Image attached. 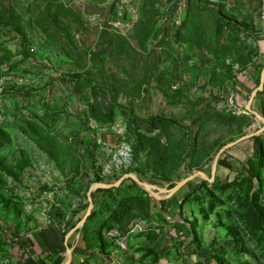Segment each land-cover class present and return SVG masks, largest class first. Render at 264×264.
Here are the masks:
<instances>
[{"label": "rangeland", "instance_id": "374dc122", "mask_svg": "<svg viewBox=\"0 0 264 264\" xmlns=\"http://www.w3.org/2000/svg\"><path fill=\"white\" fill-rule=\"evenodd\" d=\"M263 66L264 0H0V264H264V131L220 186L94 192L65 245L98 179L210 178L263 128Z\"/></svg>", "mask_w": 264, "mask_h": 264}, {"label": "water", "instance_id": "95a60500", "mask_svg": "<svg viewBox=\"0 0 264 264\" xmlns=\"http://www.w3.org/2000/svg\"><path fill=\"white\" fill-rule=\"evenodd\" d=\"M263 86H264V66L261 70L260 73V77H259V85L257 88H255L248 99L247 105L245 107V111L248 112L249 114H251L252 116H254L257 120H259L262 123L263 128L259 131H257L256 133L247 135L245 137H242L240 140H238L237 142H234L230 145H227L226 147H224L223 149H221L219 151V153L217 154L216 158L213 161L212 167H211V175L210 178L206 177L203 173H197L194 174L193 176L187 178L186 180L180 182L179 184H177L175 186V188H173L170 191L167 190H157L153 188L152 186L144 183L142 180L138 179L136 176L134 175H127L125 177H123L117 184H95L89 191L88 193V202H89V210L87 212V215L85 216V218L71 231L67 234L66 236V241H65V245L68 248V241L69 239L74 235V233H76V231H78L87 221V219L92 215L93 211H94V202H93V198H92V194L98 190H113L116 188H119L122 184H124L125 181L127 180H132L133 182H135L136 184L139 185V187L144 190L147 194H149L151 197L156 198L157 200H166L170 197H172L173 195L179 193L184 187H186L187 185H189L190 183L196 181V179H201L204 180L205 182H208L210 184H213L215 181V175H216V171H217V165H218V161L219 158L221 156V154L230 149L233 148L234 146L238 145L241 142L247 141L251 138L257 137L261 134V132L264 131V120L257 114L255 113L252 109V102L254 100V98L257 96V94L262 93L263 92ZM165 195V196H163ZM72 251L67 249V262L66 264H72Z\"/></svg>", "mask_w": 264, "mask_h": 264}, {"label": "trees", "instance_id": "16d2710c", "mask_svg": "<svg viewBox=\"0 0 264 264\" xmlns=\"http://www.w3.org/2000/svg\"><path fill=\"white\" fill-rule=\"evenodd\" d=\"M261 69H262V68H261ZM261 69L258 71V76H257V79L255 80V88H257L258 85H259V77H260ZM260 95H264V86H263V92H262V93H259L258 96H260ZM217 166H218V165H217ZM186 173H187V171H186ZM186 175L189 177V176H190V173L188 172ZM132 182H133V181H132ZM96 183H97V184H98V183H102V181L98 179V180L96 181ZM213 185H214V186H220V185H222V184L219 183L218 179H215ZM187 186H188V185H187ZM187 186H186V187H187ZM170 188H171V190H172L173 188H175V185H173V183H172L171 186H170ZM110 192H111V190H98V191H97V193H99V194H103V196L109 195ZM92 198H93V202H94V196H93ZM166 204H167L166 202H161V211L164 212V208H165ZM94 207H95V204H94ZM253 208H254V210L256 211V213L260 216L259 219H260V221H261V224L264 225V216H262V212H261V210L259 209V206H258L257 204H253ZM59 254H60V253L56 252V253L54 254V257L59 256ZM45 255H47V259L49 260V262H53V259H54V258H53V256H51L52 254H45Z\"/></svg>", "mask_w": 264, "mask_h": 264}]
</instances>
